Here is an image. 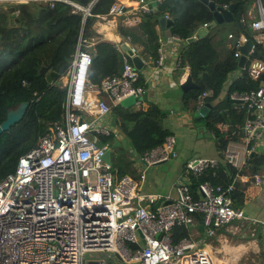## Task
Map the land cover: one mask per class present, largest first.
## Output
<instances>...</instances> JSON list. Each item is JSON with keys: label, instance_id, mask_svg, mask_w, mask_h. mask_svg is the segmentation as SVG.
<instances>
[{"label": "built area", "instance_id": "obj_1", "mask_svg": "<svg viewBox=\"0 0 264 264\" xmlns=\"http://www.w3.org/2000/svg\"><path fill=\"white\" fill-rule=\"evenodd\" d=\"M0 2L8 7L9 4L40 3L50 8L64 3L71 7L73 14L80 15L83 23L91 16V4L82 6L72 0ZM139 3V10L147 13L148 4L144 0ZM109 14L124 15V4L116 1ZM240 22L257 40L264 39V5L260 0L246 6ZM125 23L131 26L134 20L129 18ZM243 41L237 39L233 43L236 58L240 56L238 47ZM83 43L80 36L66 73L62 123H51L50 136L22 155L15 171L0 181V264H215L210 252L193 238L173 243L171 231L181 226L194 227L196 214L202 216L200 226L210 237L217 229L242 219L243 211L232 206L233 184L224 188L202 182L195 196L190 181L179 182L175 198L144 192L145 170L175 155L173 136L142 154L144 170L138 178L129 175L116 178L112 165L102 159L110 147L102 137L111 132L98 125L97 119L121 106V101L129 96L139 104L144 89L138 83V71L124 55L120 73L106 77L96 87L104 98L94 102L89 95L93 86L87 81L92 56L82 49ZM161 60L158 56L156 62L160 64ZM263 71L264 63L260 60L252 61L248 67L253 79ZM207 95L208 92L201 95L199 106ZM232 98L240 102L244 112L242 140L227 144L223 161L240 170L251 154H260L264 82L256 90L234 93ZM98 141L102 144L98 145ZM219 165L217 159L195 157L187 160L184 167L188 175L199 176ZM253 178L257 184L264 182L257 175ZM262 232L264 235V223ZM90 251L109 252L113 258L86 263L84 255Z\"/></svg>", "mask_w": 264, "mask_h": 264}, {"label": "trees", "instance_id": "obj_2", "mask_svg": "<svg viewBox=\"0 0 264 264\" xmlns=\"http://www.w3.org/2000/svg\"><path fill=\"white\" fill-rule=\"evenodd\" d=\"M72 1L82 6L91 4V16L84 23L80 15L73 14L71 7L64 3H56L53 8L41 4L27 10L16 9L17 14H10L9 7L5 10L8 15L0 12V24L3 27L0 40V123L9 110L22 102H28L22 119L0 134V181L15 171L22 155L36 147L44 137L50 136L51 123H62L66 90L57 86L56 82L67 73L80 36L84 40L82 49L92 56V64L87 72L89 85L99 87L102 80L120 73L122 69L123 55L116 44L108 41L90 42L95 36L94 24L100 18L110 15V8L117 0ZM144 1L148 3L149 11L139 14V22L128 26L125 19L118 16V33L122 41L127 42L141 56L157 60L159 40L155 30L159 24L158 18L162 15L171 18L173 23L170 33L182 42L180 64L189 68V76L197 85L196 88L183 93L181 109L194 112L199 107V99L204 92H208V95L201 99L202 106L206 103L214 105L206 111L204 121L214 134L220 165L216 169L205 170L199 176L189 174L191 190L197 196V187L202 182L208 181L214 186L220 185L224 188L233 184L230 193L232 206L240 208L245 187L236 179L242 175L252 177L264 163V156H249L246 166L240 170L225 163L223 151L230 141H236L240 135L230 137L219 126L227 121V116L232 111L237 113L239 124L242 123L244 112L239 109L225 110L223 104L231 105L234 93L256 90L264 82V71L257 79L248 74L252 61L260 60L264 63V39L257 40L255 34L240 22L246 12V6L253 0H208L216 6L236 3L233 10L234 23L239 25L242 34L253 42L249 60L243 69H239L237 65L235 48L218 61L219 52L211 40L212 31L192 42L186 41L199 27L213 20V12L202 0H162L158 3ZM260 2L264 5V0ZM128 59L131 61L129 57ZM49 65L50 70L59 75V79L50 85L45 74H40V69ZM237 70L241 72L240 75L231 81L226 98L221 100L220 94L228 77ZM108 115L111 124L118 126L125 134L131 151L137 157L161 146L171 135L162 124L163 115L159 107L154 104H148L145 109L142 101L125 109L117 106ZM102 138L104 141H113L115 137L111 132ZM116 152L117 156L112 160L114 176L119 178L130 175L137 178V170L131 160L132 152L125 151L122 146H118ZM194 218V227L181 226L171 231L173 243L182 238L200 240L202 237H210L200 229L202 216L196 214ZM222 229L223 227L217 229L211 238L219 236L221 232L226 233ZM193 230L197 232L195 237Z\"/></svg>", "mask_w": 264, "mask_h": 264}, {"label": "crops", "instance_id": "obj_3", "mask_svg": "<svg viewBox=\"0 0 264 264\" xmlns=\"http://www.w3.org/2000/svg\"><path fill=\"white\" fill-rule=\"evenodd\" d=\"M117 1L122 2L124 8H126L125 14L122 15L125 21L132 18L134 20L133 24L139 22V14H142V12L139 10L140 3L138 0ZM148 1L153 2L155 0ZM29 7L28 4V8ZM17 13L18 11L15 14ZM118 20V17L113 15L100 18L99 21L94 24L93 32L95 36L91 38L90 42L108 41L114 43L118 46L119 52L124 56L125 54H123L119 46V42L122 41V38L118 33ZM229 25L235 28H228ZM225 29L227 34L225 36L221 35V32ZM155 32L159 40L158 56L162 57L160 64L153 58L141 56L134 50L144 63L142 70L138 71L139 83L141 82L140 84L144 89L143 96L145 95V98H142V106L144 109L148 104H154L159 107L163 115L162 124L171 132L170 136L175 138V155L171 160L163 163L165 168L163 170L160 168L162 172L156 181H151L149 178L145 179L144 183H142V189L147 193L161 194L175 198L177 184L179 182H189L188 174L185 172L184 167L187 160L195 157L219 160V155L215 147L214 134L208 129L204 121V116L195 115L202 106H199L194 112H186L181 109V100L184 92L181 90L180 86L189 76V68L180 64L182 42L177 37L171 35L170 28L162 30L158 24ZM229 34H232L233 37L228 38ZM237 39H244V35L239 25L234 22L219 25L211 32V40L219 52L218 61L223 59L227 52L233 49V43ZM138 49L140 50L141 47ZM240 73L241 72L237 70L230 74L221 91V100L226 98L229 84L232 80L237 78ZM92 91L98 92L96 86H93V88L89 90L90 93ZM99 94L100 92L97 93V96L101 98ZM233 100L236 101L232 98L231 105L223 104L225 110H241L240 102H234ZM129 107L121 106V109ZM238 121L239 118L237 113L232 111L230 115L227 116V121L219 126V128L226 131L230 137L240 135L236 141L230 142H240L242 140L241 135L244 121L242 119V123L240 124ZM103 122L107 126L111 124L109 115L106 116V120H103ZM202 127H206L205 135H203L204 132L202 131ZM105 128L113 132L114 139H117L120 143L119 146L123 147L121 140L122 138L127 139V137L121 132L120 128L115 125ZM259 140L261 142L259 146V155L264 156V131ZM129 152H132L131 145L129 147ZM131 160H133L137 170L138 178L140 172L144 170V165L140 157H137L133 152ZM254 175L263 178L264 181V163L253 176ZM253 176H245L246 178H243V175V177H237L236 179L237 182L245 187L243 203L239 208L243 211V218L223 226L222 230L226 233L221 232L219 234V238L223 239L218 247L213 248L212 251L206 248L210 252L214 263L264 264V235L262 232L264 223V182L259 184L255 183ZM157 186L159 187L158 190ZM227 238L231 239L233 243L228 242ZM223 244H228L227 247H229L230 252H226L223 249Z\"/></svg>", "mask_w": 264, "mask_h": 264}, {"label": "water", "instance_id": "obj_4", "mask_svg": "<svg viewBox=\"0 0 264 264\" xmlns=\"http://www.w3.org/2000/svg\"><path fill=\"white\" fill-rule=\"evenodd\" d=\"M209 9L213 12V20L210 23H207L204 26L199 27L194 35L191 38H188L187 42H192L196 39L202 38L206 36L208 33L216 29L219 25L222 24H230L234 22V15L233 10L236 7V3L229 4L226 7L222 6H216L215 3L210 2L208 0H202ZM9 11L10 14H15L18 10H26L28 9V4L26 3H20V4H9ZM16 10V11H15ZM158 23L160 28L163 30L165 28H170L172 26L173 21L171 18H166L165 16H160L158 18ZM3 30L2 25L0 24V40H1V32ZM119 46L123 54L128 56L131 59V63L133 64L134 68L137 71L142 70L143 68V61L136 54V52L133 50V48L126 42H119ZM253 48V42L252 40L244 35V42L238 47V50L240 52V56L237 61V65L239 69H243L246 65V63L249 60V56L251 54ZM49 66H43L40 69V74H45L46 79L48 81V84L50 85L53 81H57L59 79V75L55 72L50 70ZM197 85L191 80L190 76H188L184 83L181 84L180 88L183 92L187 91L188 89L196 88ZM97 91H92L90 93V97L94 102H97L99 97L97 96ZM145 98V95L142 97ZM234 101V100H233ZM237 101V100H236ZM234 101V102H236ZM239 102V101H237ZM136 104V100L133 96H129L121 101V106L129 107L131 105ZM28 107V102H22L20 103L16 108L11 109L7 112L5 119L0 123V134L4 131L9 130L15 123L19 122L22 117L24 116L26 109ZM211 107L209 103H206L204 106H202L195 115H201L202 117L205 115L206 111ZM202 131L204 132L203 135H205L206 127H202ZM120 143L117 139H114L110 147L105 151V153L102 155V159L112 165V151L114 148L118 147ZM252 156V154L250 155ZM163 163V162H161ZM160 163V164H161ZM158 201L155 204V207L159 205ZM168 203V201L166 202ZM200 229L203 231V226H200Z\"/></svg>", "mask_w": 264, "mask_h": 264}, {"label": "rangeland", "instance_id": "obj_5", "mask_svg": "<svg viewBox=\"0 0 264 264\" xmlns=\"http://www.w3.org/2000/svg\"><path fill=\"white\" fill-rule=\"evenodd\" d=\"M39 5H41V4L40 3H29V6L30 7H32V6H39ZM6 8H7V4L0 2V12L1 13H6L5 12ZM6 15H8V14L6 13ZM16 21H18V19H16ZM228 28H235V27L232 26V25H229ZM226 29L221 32V35H224L225 36L227 34ZM65 79L66 78L62 77L59 81L56 82V85L59 86L60 88H63L64 87V84H65L64 83L65 82ZM99 96L101 98H104V95L102 93H100ZM91 119H95V116H91ZM103 120L104 121L106 120V116L103 117V118H100V120L97 119V124L100 125L101 127H111V126H113V124H110L111 126L110 125L107 126L103 122ZM89 137H90V135H89ZM121 141H122V145H123V148L125 149V151L129 150L130 142L126 138H122ZM107 142H109L110 145L112 144V141H110V140H107ZM97 144L98 145H101L102 144V141H100V142L98 141ZM116 148H114L113 151H112V160L115 159L116 156H117ZM124 159H126V155H125V158ZM163 163L162 164L159 163V164H156L154 166L148 167L145 170V177L147 179L149 178L151 181H156L158 179V177L160 176L161 172H162L160 170V168H162V170L165 168L163 166ZM158 189H159V187L157 186V190ZM244 234H242V235H244ZM195 236H197V232L195 230H193V237H195ZM219 237L220 236H217V237H214V238H211V237H206V238L205 237H202L200 240H195V238H193V239L195 241H197L199 244H201V246H203V247L209 249L210 251H212L213 248L218 247L221 244L223 238H219ZM227 241L228 242H232V240L231 239H228V238H227ZM112 256L113 255L111 253L105 252V251H92V252L90 251V252H86L85 253V255H84V261L86 263L87 262H91V261H101V260L109 261V260H112V258H113ZM168 264H172V262H169Z\"/></svg>", "mask_w": 264, "mask_h": 264}, {"label": "bare ground", "instance_id": "obj_6", "mask_svg": "<svg viewBox=\"0 0 264 264\" xmlns=\"http://www.w3.org/2000/svg\"><path fill=\"white\" fill-rule=\"evenodd\" d=\"M64 78H66V74L63 76ZM62 78V77H61ZM64 82V81H63ZM228 246V244H223V249L226 251V252H230V250H229V247H227ZM231 255V254H230ZM218 259V258H217ZM220 261V260H219ZM215 264H218V262L216 263L215 262ZM239 264V263H238Z\"/></svg>", "mask_w": 264, "mask_h": 264}]
</instances>
